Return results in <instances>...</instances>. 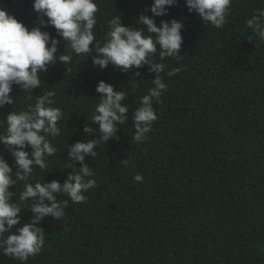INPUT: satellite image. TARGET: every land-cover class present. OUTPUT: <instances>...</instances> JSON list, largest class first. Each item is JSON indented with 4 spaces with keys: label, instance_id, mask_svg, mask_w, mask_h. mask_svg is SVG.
Instances as JSON below:
<instances>
[{
    "label": "trees",
    "instance_id": "trees-1",
    "mask_svg": "<svg viewBox=\"0 0 264 264\" xmlns=\"http://www.w3.org/2000/svg\"><path fill=\"white\" fill-rule=\"evenodd\" d=\"M96 3L95 39L89 53L77 56L49 18L34 10L33 0H0V7L29 30L47 32L48 46L57 41L55 60L38 72L39 86L25 91L12 85L13 103L0 107V133H6L9 113L34 108L36 99L49 91L55 92L54 104L46 106L64 114L57 122L58 137L41 132L57 149L44 157L49 167L33 165L27 180L16 176L15 146L0 143V156L16 181L9 188L13 202L19 203L26 183H63L79 171L81 163L69 157V146L101 139L91 119L103 96L96 91L99 82L125 92L121 104L128 107L115 136L95 146L96 157L85 155L97 186L79 204L55 194L58 203L68 201L65 217L40 218L44 247L24 264H264V43L247 27V20L264 9V0H232L222 29L189 11L186 0H177L154 22L159 26L176 19L183 24L181 58L161 61L157 45L149 63L126 71L111 62L95 65L94 59L102 56L97 45L107 42L113 16L155 38L139 21L141 15H152L153 0ZM61 55H69L70 62L61 61ZM155 63L166 66L160 75L167 91L159 103L152 98L157 120L146 141L136 143L134 114L141 97L155 87L156 73L149 71ZM177 67L180 72L166 74ZM86 125L93 131L86 133ZM24 150L31 154L30 146ZM124 160L132 163L125 167ZM137 173L143 182L134 180ZM32 202L29 198L21 204L20 223L11 232L34 218ZM0 264L22 262L0 253Z\"/></svg>",
    "mask_w": 264,
    "mask_h": 264
},
{
    "label": "clouds",
    "instance_id": "clouds-1",
    "mask_svg": "<svg viewBox=\"0 0 264 264\" xmlns=\"http://www.w3.org/2000/svg\"><path fill=\"white\" fill-rule=\"evenodd\" d=\"M176 3L177 0H153L150 6L152 15L139 17L147 31L156 34L155 38L142 34L141 30L123 26L120 17L113 16L108 21L107 42L102 47L97 45V51L102 56L95 58L94 64L103 68L111 62L125 71L132 66L141 67L149 63L147 57L157 50V45L160 48L161 61L166 57L181 58L179 50L183 43V24L176 19L170 22L161 21L159 26L154 22V17L166 15L168 8ZM186 4L189 11L195 10L204 22L216 29H222L227 23L232 0H186ZM33 7L49 18V23L70 42L71 49L77 56L89 53L90 45L95 39L93 29L99 10L96 0H33ZM247 27L264 43V9L247 20ZM248 39L253 37L249 36ZM49 40L47 32H42L38 27L29 30L13 14L0 7V107L5 103H13L9 96L13 84L20 85L25 91L40 85L38 72L41 69L46 70V66L55 60L57 41L52 39L51 46H48ZM59 59L68 63L71 57L61 55ZM165 68V64L155 63L149 69L156 73L153 80L155 87L149 88L147 94L141 97L140 106L135 111L136 132L133 141L136 143L146 141L153 122L157 120L152 98L159 103L162 93L167 91V84L160 75L165 72ZM180 71L178 67L172 68L166 74L172 76ZM96 91L103 96L95 106L91 119L98 124L101 139L76 142L69 146V157L79 161L81 167L78 172L70 173L63 183L57 180L43 184L26 183L19 196V203L13 202V194L9 188L16 181L12 179L9 163L0 156V253L22 264L29 257L35 258L45 244V232L38 226L40 218L49 214L56 220L65 217L63 208L68 201L58 203L55 194L63 193L72 203L79 204L87 201L84 193L97 186L96 180L92 178V169L84 163L85 155L96 157L95 146L115 136L117 123L124 122L128 107L121 104L126 93L114 91L112 85L101 81ZM54 96L55 92L49 91L36 99L34 108L30 106L24 111H13L6 117V133H0V143L15 146L11 147V154L19 169L16 173L19 180H27L33 174V165L41 170L49 167L44 157L52 156L57 151L46 136L41 134H51L54 138L60 135L57 122L64 114L59 107L46 106L54 104L51 99ZM84 131L90 133L93 129L86 125ZM28 146L32 149L31 154L24 150ZM131 163V160L122 161L125 167ZM134 180L143 182V176L137 173ZM29 198L33 201L30 208L34 218L13 233V226L20 223L18 213L21 211V204ZM67 230L65 226V231Z\"/></svg>",
    "mask_w": 264,
    "mask_h": 264
}]
</instances>
